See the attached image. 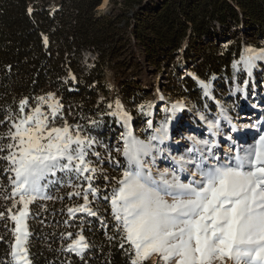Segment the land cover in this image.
Here are the masks:
<instances>
[{"label":"trees","instance_id":"1","mask_svg":"<svg viewBox=\"0 0 264 264\" xmlns=\"http://www.w3.org/2000/svg\"><path fill=\"white\" fill-rule=\"evenodd\" d=\"M104 1L0 0V137H6L10 129L7 117L24 116L48 92L65 103L80 106L91 100L94 105L98 92H104L108 69L117 70L115 85L125 101H139V93L125 86L124 75L141 53L148 67L168 75L166 92L196 100L200 93L197 80L183 72L173 73L181 51L192 75L204 81L218 77L225 85L234 81L232 65L244 46L259 48L264 42V0H109L122 7L114 16L98 13ZM225 43L230 46L221 48ZM88 51L97 56L90 70L82 66ZM219 81L215 85L220 86ZM24 99L29 106L20 113L18 106ZM117 132V128L115 132L107 128L99 134L104 143L96 150L111 155V161L104 163L111 181L125 165L124 160L120 166L113 163L116 156L111 153L109 134ZM9 142L6 138L0 141L5 146ZM6 152H0V157ZM7 166L0 158V212L4 213L0 264H12L13 225L8 218L10 207L2 200L9 190ZM110 183L104 176L93 181L99 189L95 200L89 195L90 206L98 213L95 217L78 212L72 218L67 211L84 203L82 196L68 194L82 192L86 183L80 189L57 186L51 194L62 199L31 205L27 246L31 264H129L125 252L129 246L120 247L122 233L114 227L110 202L102 199L111 193ZM80 232L89 245L83 258L67 251Z\"/></svg>","mask_w":264,"mask_h":264},{"label":"snow or ice","instance_id":"2","mask_svg":"<svg viewBox=\"0 0 264 264\" xmlns=\"http://www.w3.org/2000/svg\"><path fill=\"white\" fill-rule=\"evenodd\" d=\"M262 62L264 49L250 48L233 62L234 78L241 73L247 77L242 85L237 82L236 92L247 97L254 69ZM199 84L204 95L210 96V85L204 81ZM48 99H54V96L37 98L40 106L30 115L16 120L7 117L11 120L10 129L6 137H0V141L5 138L10 141L6 146L0 143V152L7 151V155L0 158L8 163L6 172L11 173L10 197H18L13 207L22 205L15 213L8 209L10 219L15 222L12 264H31L27 248L29 205L37 199H62L51 194L57 186L80 189L86 183L82 192L68 194L70 197L82 196L84 201L82 205L69 207L68 214L72 218L78 212L90 217L98 215L89 201V195L95 200L99 194V189L93 186L97 169L90 159L100 157L94 149L97 141L90 135L74 136L67 126L49 129L60 105L58 102L47 105L51 109L50 119L41 108ZM28 106L27 99L21 100L19 112L23 113ZM122 107L117 102V112L108 115L119 113L118 120L126 129L122 136L125 165L121 177L113 178L116 187L102 199L110 202L112 218L116 222L114 227L122 233L120 247L129 246L125 249L129 264H144L153 255L159 256L164 264H217V261L227 264L229 260L233 264H264V122L250 126L260 133L251 142L241 143L228 136L229 150L223 151L217 140L220 122L229 125L231 131H237L232 118L222 106L221 112L210 119L201 113L200 119L207 123L211 138L188 137L193 143L186 149L187 158L169 155L167 159L173 161L175 169L172 178L168 179L164 172L157 179L151 168L145 167L146 158L150 157L155 163L157 156H163L160 145L170 138L171 117H166L159 127H153L149 119L147 125L151 134L147 139H139L128 130L131 117L122 111ZM147 107L151 109L153 105ZM183 107L176 103L166 111L175 116ZM144 109L141 105L140 110ZM146 114L151 115V112ZM76 131L83 132L79 126ZM113 163L120 166L119 160ZM188 166L192 172H188ZM186 172L187 182H183L177 173ZM104 179L108 177L104 176ZM73 181L82 183L74 184ZM165 197H171V202ZM3 216L0 212V218ZM76 235V239H71L72 233L67 234L71 239L67 251L83 258L89 245L82 232Z\"/></svg>","mask_w":264,"mask_h":264},{"label":"rangeland","instance_id":"3","mask_svg":"<svg viewBox=\"0 0 264 264\" xmlns=\"http://www.w3.org/2000/svg\"><path fill=\"white\" fill-rule=\"evenodd\" d=\"M57 3L58 2L53 4L52 8H55ZM121 10L122 7L120 5L110 4L109 0H105L104 6L98 9V13L111 14L114 16L118 15ZM228 46H230V43H225L222 44L221 48H227ZM249 48L256 50L264 49V42H260L259 48L249 45L244 46L240 56L245 52L246 49ZM96 57V54L92 52L88 51L84 53L82 66L86 70H90L95 65L94 63L96 62ZM177 59L178 60L173 67V73L178 74L179 72H183L184 76L189 75L197 80L196 82L198 84V90L200 93L195 96L196 100H193L189 97L172 95L166 92L167 90L165 87H167V84H169L167 81L168 75L164 74L163 72L158 73L154 69L148 67L144 63L143 55L141 53L137 56L134 63H131L133 66L129 64L131 69L126 71V74L124 75L125 86H129V88L139 93L137 97L139 98V101L133 100L131 103L125 101V99L118 92L115 85V75L117 70L108 69L105 72V78L102 84V89L104 92H98L94 105H91V100L90 102L81 104L80 106L73 102L65 103L54 92H48L40 96L48 97L49 94L54 96V99H48L47 104L41 106L42 111L48 115L50 119L51 109L47 105L55 102H58L60 105V110L57 113L56 118L48 125L49 129L64 128L67 126L73 130L74 136L83 134L85 136L90 135L95 137L97 143L94 146V149L97 150L98 144L102 146V143H104V139L99 134H101L103 131L105 132L107 128L114 130V132L117 128V134H109V140L113 143V151L111 153L115 154L116 160H124L125 163V159L123 157L124 145L122 136L125 134L126 129L118 120L119 113H117V116L108 115L110 112H117V102L123 106L122 111H126L131 117L128 130H130L132 134L139 139H147L150 136L151 129H149L147 125V121L149 119L152 120L153 127H159L160 123L163 122L166 117H171V124L169 126L170 138L166 140L163 145H160V147L164 150L163 156H157L155 163L151 161L150 157L146 158L145 167L151 168L152 175L157 179H159L160 173L164 172L167 173L168 179L172 178V174L175 169L173 161L171 159H167L169 155L176 158L182 156L187 158L186 149L190 148L193 143L187 139L188 137H196L198 139L211 138L208 132L207 123L200 119L201 113H204L210 119L221 112L222 106L226 114L232 118V123L236 126L237 131H231L229 125H227L224 121L220 122L221 132L217 137V140L219 141L220 147L223 149V151L229 150V143L226 142V138L228 136H231L234 140H238L241 143L251 142L254 138L258 137L260 133L250 126L257 123L258 121L264 122V62L260 63L259 66L254 69L253 76L248 87V94L247 97H245L244 95L235 91L237 82L242 85L244 79L247 78L245 74L241 73L238 78H234L233 82L226 83L225 85L219 81L218 77H212L209 81H204L196 78L194 75H192L189 69L186 68L185 62L182 59V51L180 52V55ZM199 81H204L210 85V96L204 95V89H202L200 86ZM218 81L221 83L220 86L215 85L218 83ZM176 103H180L184 105V107L183 109L177 111L175 116H172L171 112L166 111V109L170 110L171 105ZM149 104L153 105L151 109H148L147 107ZM108 105H112V107L109 108ZM141 105L145 106L144 111L140 110ZM37 106H40L38 104V100L36 104L29 109V112H25L24 115H30L33 109H35ZM149 111L151 112V115L146 114ZM92 121H96L97 123L92 124ZM77 126L83 130L82 133L76 131ZM116 148H119L120 151H115ZM90 159H92L93 166L97 169V173L93 181L102 179V176L108 175L105 173L104 169L105 161L107 159L108 161H111L108 154H100L99 159L96 157H90ZM192 171L193 169L191 166H188V172ZM188 172L177 174L180 175V178L183 182H187ZM121 175L122 173H117V175H115L113 178L119 179ZM111 179L112 177H108L106 181L111 182L110 188H114L116 187L115 179H113V181H111ZM7 184L9 190L7 193H5L2 200L7 202L12 212L15 213L22 207V205L16 204V206L13 207V204L16 200H18V197H10L12 186L9 177L7 179ZM6 197L9 198L6 199ZM165 198L171 202V197ZM38 200L40 199H37L36 201ZM32 204L29 205V217L27 219L28 232V222L30 220V209ZM8 218L10 223L13 225L12 235L14 244L15 234L13 230L15 228V222L10 219L9 213ZM162 263L163 261L157 255H153L151 258L144 261V264ZM217 264H219V261H217ZM227 264H233V262L229 260Z\"/></svg>","mask_w":264,"mask_h":264},{"label":"bare ground","instance_id":"4","mask_svg":"<svg viewBox=\"0 0 264 264\" xmlns=\"http://www.w3.org/2000/svg\"><path fill=\"white\" fill-rule=\"evenodd\" d=\"M104 2H105V1H104ZM102 6H104V3H103V5H102ZM102 6H101V7H102ZM101 7H100V8H101ZM248 139H249V138H248ZM162 264H164V262H163Z\"/></svg>","mask_w":264,"mask_h":264}]
</instances>
